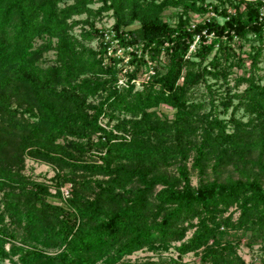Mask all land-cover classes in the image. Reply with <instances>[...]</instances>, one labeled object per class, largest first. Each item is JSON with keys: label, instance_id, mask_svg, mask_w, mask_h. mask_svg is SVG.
Segmentation results:
<instances>
[{"label": "trees", "instance_id": "obj_1", "mask_svg": "<svg viewBox=\"0 0 264 264\" xmlns=\"http://www.w3.org/2000/svg\"><path fill=\"white\" fill-rule=\"evenodd\" d=\"M226 2L232 10L204 0H0V260L116 264L144 247L161 251L179 241L176 258L132 264H182L187 252H197L199 264H244L224 235L230 229L249 232L250 244L264 241V184L246 177L194 186L186 167L192 152L198 172L209 160L213 169L239 161L264 175L261 157L248 156L264 153L257 72L264 2ZM165 7L180 9L175 24L159 16ZM108 11L112 37L134 46L122 84L121 57L107 54L110 39L93 24ZM188 12L214 15L191 26ZM133 20L138 27L124 30ZM78 24L88 27L76 35ZM92 40L96 48L86 44ZM234 68L244 71L230 87L221 85ZM138 71L151 72L135 88ZM200 84L207 96L197 99ZM159 104L174 109L171 118L152 110ZM218 106L221 113L230 108L229 117ZM238 109L249 118H236ZM25 156L52 166V182L25 174ZM66 182L70 196L49 201V187L59 195Z\"/></svg>", "mask_w": 264, "mask_h": 264}, {"label": "rangeland", "instance_id": "obj_2", "mask_svg": "<svg viewBox=\"0 0 264 264\" xmlns=\"http://www.w3.org/2000/svg\"><path fill=\"white\" fill-rule=\"evenodd\" d=\"M71 1L72 0H65V3H69ZM226 1L227 0H225L224 3H220L219 0H204V2H210L212 4L218 5L219 7L224 6L228 10H232L231 5L229 3H227ZM230 1H236V0H230ZM263 2H264V0H263ZM98 5H99L98 2L91 4L92 7H96ZM240 8H242V5H240ZM180 12H181L180 9L177 7H165L159 13V16L161 17L162 20H165L166 22H168L170 24H175L177 22V17L180 14ZM211 15H214V14L212 12H208V13H204V14L188 12L183 16V18H186L187 24L191 25L193 23L200 22V21L206 19L208 16H211ZM84 16H85L84 14H81V15L75 16V18L82 19V18H84ZM216 18L218 20H222L221 16H217ZM112 23H113V17L111 16V11L103 12L101 16L96 17L93 20L94 26L97 28H101V30H103V34H104L103 39L104 40L110 39V45L107 47V54L116 55V56L121 57V61L117 64L118 68H119L118 74H117V83L122 84L123 82L126 81V75H125L126 73L125 72H129L130 69L133 68V65L129 62V60H130V55H131L130 52L134 46L127 45L126 47H123L117 43V39L115 37H112V33H110ZM138 25H139L138 21L133 20L132 22L128 23L124 27V30H126V29H134L135 30L138 27ZM81 27L87 28L88 26L78 24L72 29V32L77 35V33ZM86 44H88L89 46H91L93 48H96L97 40L88 41V42H86ZM248 49H249L248 44L245 43L241 48L242 55H244V51H247ZM191 52H193V46L192 45L190 46L188 54L190 55ZM136 53H137V55H139L140 50L137 49ZM144 56H147V54H145ZM44 57L46 58V61L49 62V60L53 57V54L51 51H49V52L44 53ZM158 57H159L158 60H159L160 64H163L165 54L163 52H161L158 55ZM248 63H249V61L247 60L245 62L246 68H247ZM259 66L260 67H259L257 72L259 75L262 76L260 82L264 83V54H263L262 60L259 63ZM160 70H162V67ZM151 71H149V72H151ZM232 71L233 72L230 75L229 82H227L228 84L222 83L221 85H223V86L227 85L228 87H230L233 83V80L231 78L233 76L242 74L244 69L234 68ZM149 72H144V71L143 72H141V71L137 72L136 76L134 77L135 88H140L141 82L144 79H146L147 74ZM242 87H243V85L239 86L240 89ZM223 89H224V87H220L219 90H223ZM194 96L197 99H199L202 96H207L206 88L203 84H200L194 90ZM94 100H96V99L93 98V100H91V101L94 102ZM220 108L221 107L218 106L216 109V111L220 113V116H222L223 118L229 117L231 109L228 108L226 110V112L221 113ZM152 110H155L156 113L166 115L168 118L172 117V114L174 111V109H172L171 107L164 105V104H159L158 106L153 107ZM121 114L122 113H120L119 116H121ZM234 116L236 118H239L240 120H246L249 118L250 114L241 110V109H238L234 112ZM104 120H105V117L100 118V122L102 123V125L104 124ZM113 122H114V120L110 121L111 124ZM108 127H110V126H108ZM258 130L259 129L256 128L252 131L258 132ZM197 134L198 133L195 132L191 136L192 139L198 140ZM191 153L192 152L189 153L188 158L186 159V167H187V170L189 173L190 182L194 186L197 185L200 180L207 181V180H211V179H217L219 181H225V180L232 179V178L245 179L246 177H249V178L257 177L264 184V175H261L256 167L250 166L249 164H244V163L239 162V161H237L235 163H229L227 165L213 169L211 166L212 160H209L208 163L203 168V170L201 172H198L197 169H193L191 167V162H192ZM248 156H250L253 159L261 157V159L264 161V153L259 155L257 149L253 150L251 152V154H249ZM172 167H174V166L168 165L167 169H170L169 170L170 174H173V172L175 174V170H173L174 168H172ZM55 171L56 170L46 162H43V161L37 160V159H31L27 156L24 157L23 172L25 174L29 175L30 177L38 180V181H45L47 183H51L52 181L50 180V177L53 176ZM64 187L65 188L67 187L68 191H69V194L67 197H64L61 193V189ZM58 188L60 191L59 195L56 194V188L53 185H51L49 187L50 195L47 197V199L49 201H51L52 203L62 204V202H64V200L70 196V193H71L70 190L72 188L71 183H69V182L63 183ZM54 194H56V195H54ZM188 235H189V232L186 234V236L184 238H187ZM224 238L230 239V242L233 245L234 254L236 255L234 257L236 260H238V259L242 260L244 264H259L264 259V249L261 246L262 244H264V241L263 242L257 241V242H253L250 244L251 239L249 236V232H242V231H235L234 232L233 230L229 229L228 233L224 235ZM178 243H179V241H174L171 243V245L167 249L161 250V251L152 250V249L144 247L142 249H139L137 251L132 252L131 254L123 256V258L119 262H117L116 264H132L133 262H141V261H144L146 259L154 260L157 263H160L164 260H168L169 257L176 258L177 251L174 249V245H177ZM5 248H7V244L5 245ZM198 256H199V254L197 252H187V253L182 255V257L180 258V261L182 262V264H199ZM236 260H234L235 263L237 262ZM12 261H15L16 264H20V262L17 260V255L16 256H10L8 258L0 260V264H10Z\"/></svg>", "mask_w": 264, "mask_h": 264}, {"label": "built area", "instance_id": "obj_3", "mask_svg": "<svg viewBox=\"0 0 264 264\" xmlns=\"http://www.w3.org/2000/svg\"><path fill=\"white\" fill-rule=\"evenodd\" d=\"M194 24V23H193ZM193 24H191V26L193 25ZM61 193H62V195L64 196V197H67L68 196V194H69V191H68V188L66 187H64V188H62L61 189Z\"/></svg>", "mask_w": 264, "mask_h": 264}]
</instances>
